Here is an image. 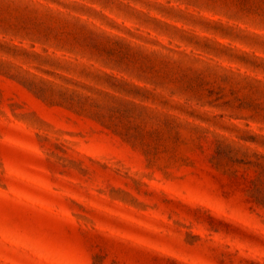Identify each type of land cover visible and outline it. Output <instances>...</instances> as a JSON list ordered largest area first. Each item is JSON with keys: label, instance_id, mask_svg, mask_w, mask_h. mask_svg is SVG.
I'll return each mask as SVG.
<instances>
[{"label": "rangeland", "instance_id": "1", "mask_svg": "<svg viewBox=\"0 0 264 264\" xmlns=\"http://www.w3.org/2000/svg\"><path fill=\"white\" fill-rule=\"evenodd\" d=\"M0 264H264V0H0Z\"/></svg>", "mask_w": 264, "mask_h": 264}]
</instances>
